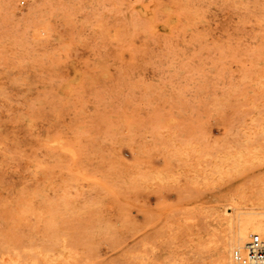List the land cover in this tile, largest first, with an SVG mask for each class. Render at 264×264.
Returning a JSON list of instances; mask_svg holds the SVG:
<instances>
[{
    "label": "rangeland",
    "instance_id": "rangeland-1",
    "mask_svg": "<svg viewBox=\"0 0 264 264\" xmlns=\"http://www.w3.org/2000/svg\"><path fill=\"white\" fill-rule=\"evenodd\" d=\"M263 125L264 0H0V264L216 259Z\"/></svg>",
    "mask_w": 264,
    "mask_h": 264
},
{
    "label": "bare ground",
    "instance_id": "bare-ground-1",
    "mask_svg": "<svg viewBox=\"0 0 264 264\" xmlns=\"http://www.w3.org/2000/svg\"><path fill=\"white\" fill-rule=\"evenodd\" d=\"M253 113H254V111H253ZM253 115H251V116L253 117ZM254 117L256 118V114ZM254 117L250 118L249 121L252 119V122H253ZM249 121H246V122H249ZM256 121H258V119ZM246 122L241 124L240 127H241V130L243 132L242 138H245L246 145L248 146L249 142L247 144V141L253 142V136H254L253 134L256 133L257 131L254 132L255 129L252 126V123H250L251 121L249 123H246ZM259 122H258V125H260ZM254 123H255V119H254ZM253 125L255 126V124H253ZM261 125H262V122H261ZM156 127L157 128H155L156 129L155 131H157V129H158L161 132H167L168 133V134L166 133L167 136L164 133H162L166 137L162 136V138L159 141H161L163 143H166L168 141L167 138H170L171 140L179 138V136H175V137L172 136L171 133H173V134L178 133L180 135L181 139H184L185 141L189 140V139H185V136L183 135L187 131V128H185L184 126H180L178 124L175 125V124H163L162 123L160 125H157ZM256 127H258V126L256 125ZM259 127H261V126H259ZM259 127L257 128V130L260 129ZM263 127H264V125H263ZM262 130L264 131V128ZM258 132H260V131H258ZM159 135H161V134H159ZM158 137H160V136H158ZM158 137H157V139H158ZM155 141H158V140H155ZM172 141H175V140H172ZM169 143H170V141H169ZM251 146H249V147H251ZM258 146L260 147L261 145H258ZM260 149H262V148H260ZM256 150H258V149H256ZM239 176H240L239 177L240 182L243 186L234 185V186H230L228 188L230 190L228 192V193H230V196L228 198L230 201L229 203H227V204L224 203L225 197L223 194L225 191H223L219 195L218 194L216 195L218 202L214 203L213 208H212L216 214L213 212H212V214H215L214 215L215 216V218H214L215 224H218L220 226L218 228V230L220 233H222V234H220L221 244L219 246H216L217 244L215 242H213V245L215 243L214 246L218 247V250L216 253L217 258L212 259L210 262L205 263V264H240L234 258L235 250L244 251L245 246L249 242L251 235H253L255 233L260 234L264 237V207H262V205H264V169L260 170V171H247V172L244 171V173H241ZM233 190H235V191H233ZM240 190H243V191L248 190L250 193L249 192L246 193V191L245 192L242 191L241 193H239ZM245 199L247 201L251 202L250 207H243L241 205L242 203H244L243 201ZM246 202L244 204H246ZM229 204L232 205V211L231 212H229L227 210V206ZM245 208H246V210H245ZM242 209H244V210H242ZM230 210H231V208H230ZM232 229H234V230H232ZM24 235H27V234H24ZM24 235H23V238H25ZM26 238H27V236H26ZM31 238H33L32 235H31ZM214 238H216V237H213L211 239V242ZM10 239L12 240L13 238H10ZM14 239H17V238H14ZM27 239H30V238H27ZM218 240H219V238H218ZM27 241H29V240H27ZM4 242H6V241H4ZM29 242H27V243H29V245H30L31 240ZM0 243H1V241H0ZM9 243H10V241L7 244H9ZM3 244H5V243H3ZM29 245L27 244L26 246L28 247ZM213 245L211 244V246H213ZM1 246L2 245H0V247ZM26 246H22V248L26 247ZM34 246H36V245H34ZM30 247L32 248L33 246L30 245ZM213 248H215V247H213ZM10 249L14 250L13 247ZM17 249H18V247H17ZM23 249H21V250L23 252H25L26 248H23ZM28 250H30V249H28ZM34 250H35V248H34ZM7 251H9V248ZM14 251H13V253H14ZM18 251H20V250L18 249ZM22 251H20V252H22ZM11 252L12 251H10V254H11ZM20 252L17 253L16 256H18V254H20ZM37 252H39V251H37ZM45 254L42 255V252H41V255L43 258H44V256H46ZM4 255H3V257H4ZM1 256H2V254H1ZM8 257H11V256H8ZM27 257L30 258V256H28V255L26 256V258ZM28 258H27V263L30 262V264H31V261H28ZM37 258L33 257V258H31V260L32 259L36 260ZM7 259H11V258H7ZM12 260H13V258H12ZM15 260H16V262L19 261L17 259H15ZM24 260L26 261V259H24ZM20 261H22V260L20 259ZM43 261L46 262L47 260H45V258H44ZM16 262L15 263L12 262V263L16 264ZM33 262H34V260H32V264H33ZM19 263H22V262H19ZM5 264H7V262ZM24 264H26V263H24Z\"/></svg>",
    "mask_w": 264,
    "mask_h": 264
},
{
    "label": "built area",
    "instance_id": "built-area-1",
    "mask_svg": "<svg viewBox=\"0 0 264 264\" xmlns=\"http://www.w3.org/2000/svg\"><path fill=\"white\" fill-rule=\"evenodd\" d=\"M234 258L240 264H264V237L253 234L245 246V250H235Z\"/></svg>",
    "mask_w": 264,
    "mask_h": 264
}]
</instances>
